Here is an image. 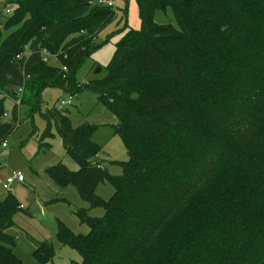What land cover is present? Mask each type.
<instances>
[{
	"label": "trees",
	"instance_id": "obj_1",
	"mask_svg": "<svg viewBox=\"0 0 264 264\" xmlns=\"http://www.w3.org/2000/svg\"><path fill=\"white\" fill-rule=\"evenodd\" d=\"M2 1L13 8L0 13V147L23 105L46 122L38 152L59 134L79 169L45 172L89 204L75 211L87 233L63 223L56 233L78 264H264V0H136L141 28H127L106 75L84 83L76 73L116 11L92 0ZM169 10L176 26L155 21ZM52 86L90 91L119 118L129 159L110 162L122 174L98 159L96 125L41 110ZM105 181L108 199L96 192ZM22 207L11 192L0 200V264H22L10 233ZM96 207L104 213L89 215ZM33 252L38 264L55 256L48 240Z\"/></svg>",
	"mask_w": 264,
	"mask_h": 264
},
{
	"label": "rangeland",
	"instance_id": "obj_2",
	"mask_svg": "<svg viewBox=\"0 0 264 264\" xmlns=\"http://www.w3.org/2000/svg\"><path fill=\"white\" fill-rule=\"evenodd\" d=\"M98 1L92 0L93 5H97ZM110 1L116 11L115 19L98 33L96 41L101 46L76 73V80L80 83L106 75V65L123 32L127 28L135 30L141 28L136 0ZM12 8L13 6L7 7L8 10ZM7 9L3 8V1L0 0V13L2 11L6 13ZM155 21L176 26L170 10L167 13L157 11ZM53 63L57 64L56 61ZM69 96V93L62 88L47 87L42 92L41 110L56 105L69 110L68 115L74 127L84 123L96 125L91 137L102 148L98 159L107 166L110 173L122 174V167L110 162L129 159L123 140L115 133L113 127L118 123L119 118L104 104L98 103L96 95L87 90L71 96L70 104L60 106L61 100H68ZM11 107L10 102L6 101L7 110L4 120L10 119ZM19 117L22 123L17 131L6 140V146L0 147V200L5 199L11 192L23 206L15 216V226L10 229L16 240L15 254L22 264H38L33 251L41 241L48 240L54 245L55 256L51 261L43 264H78L82 261L81 254L61 244L56 239V233L60 223L68 226L74 233H87L89 226L80 222L75 211L82 207L87 209L89 204L81 199L75 186H59L56 180L45 172V168L62 163L75 171L79 169V164L66 154L63 141L55 130V136L45 140L51 147L44 145L38 152L39 139L46 128V122L38 110L30 114L29 108L23 105L19 109ZM18 171L22 172L25 181H14L8 185V179ZM96 192L102 198L108 199L113 194L114 187L109 181H105L98 185ZM88 212L91 216H101L104 209L96 207L89 209Z\"/></svg>",
	"mask_w": 264,
	"mask_h": 264
},
{
	"label": "built area",
	"instance_id": "obj_3",
	"mask_svg": "<svg viewBox=\"0 0 264 264\" xmlns=\"http://www.w3.org/2000/svg\"><path fill=\"white\" fill-rule=\"evenodd\" d=\"M97 4L111 6V7L113 6V4H112V2L110 0L109 1H107V0H99ZM47 55H48V53H47ZM47 55L45 56V61H49L48 58H47L48 57ZM64 69L66 70V67H64ZM71 98L72 97L69 96L68 100H61L60 106L61 105H66V104H70L71 103V101H70ZM17 104H19V101H17ZM3 146H6V144L4 143ZM14 181H19V182H24L25 181V177L22 174V172L18 171L17 173H14V175L8 179L7 184L9 185V184L13 183Z\"/></svg>",
	"mask_w": 264,
	"mask_h": 264
}]
</instances>
